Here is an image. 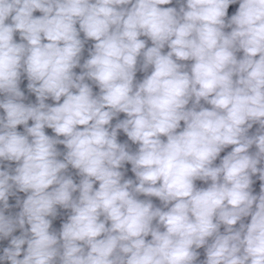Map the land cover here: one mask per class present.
I'll return each instance as SVG.
<instances>
[{
    "label": "clouds",
    "instance_id": "clouds-1",
    "mask_svg": "<svg viewBox=\"0 0 264 264\" xmlns=\"http://www.w3.org/2000/svg\"><path fill=\"white\" fill-rule=\"evenodd\" d=\"M0 264H264V0H0Z\"/></svg>",
    "mask_w": 264,
    "mask_h": 264
},
{
    "label": "water",
    "instance_id": "water-1",
    "mask_svg": "<svg viewBox=\"0 0 264 264\" xmlns=\"http://www.w3.org/2000/svg\"><path fill=\"white\" fill-rule=\"evenodd\" d=\"M237 7H238V4H237V5L230 6V8H229V14L234 13V11H235V9H236ZM34 15L39 16V15H42V13L35 12ZM77 27H78V25H77ZM228 30H230V29H226V31H228ZM81 37L83 38V34H81ZM142 38H143V37H142ZM17 39H18V34H17ZM92 43H93V41H88V42L86 43V45H85V51H84V53L82 54V61H81V62H83V59H86V58L88 57V51H87V50H88L89 48H91ZM149 46H150V42H149ZM167 50H168L167 48L164 49L165 52H166ZM240 55H242V53H238V57H239ZM184 63L191 64L192 62H191V61H187V62H184ZM74 71H76L77 73H79L80 71H82V69L77 68V69H74ZM150 71H151V69H149V73H150ZM144 75H145V73H140V72H138V73H137V80H141V79L143 78ZM26 84H27V80H26V78L22 77V82H21V85H20V86H21V89H22L23 91H25L26 96H27V100H26L25 102H26V103H35V102H36V101H35V96H34V94H30V93L27 92ZM96 92H98V88H96V87L94 86V93H96ZM46 102H48V103H54V102H52L51 100L46 101ZM201 103L203 104L204 102L202 101ZM189 106H190V105H189ZM204 106H205V107H210L209 105H206V104H205ZM120 118H124V114H120ZM31 123H32V122L30 121L29 124H31ZM113 123H115V121H113ZM181 125H182V127H183V122H181ZM22 127H23V126H18L19 129H22ZM257 127H258V125H254L253 129L250 130V131L254 132L255 129H256ZM45 131H46L48 134H52L50 129H46ZM118 139H119L120 141H125L127 138H126L125 135H123V134L121 133V134L118 136ZM129 144H130V148H131V150L134 151V150L137 148L136 145H131V142H129ZM58 148H60L62 151H64L63 146H58ZM230 150H231V146H230L228 149H226L225 152L221 153V157H222L223 155H225L227 151H230ZM254 150H255V149L253 148L251 151H254ZM61 158H62V157H61ZM216 163H219V158H218V160L216 161ZM122 171H125V178H133V179L135 178V177H134V173L131 172V165H130V164H126V165H125V168L122 169ZM68 174L72 175L73 178H74L77 182L79 181V177L76 175V171H75V170H73V169L70 168ZM254 179H255V178H254ZM196 185H197V187H206V186H207V185H206L204 182H202V181H196ZM97 186H98V185H97ZM253 188H254V194H258V193H259V181H257V182L254 184ZM20 195L23 196L24 194H20ZM140 198H141V199H145L146 197L141 196ZM150 199L153 200V202H154V204H155L156 206L163 207V205L159 202L158 198L152 197V198H150ZM18 210H19V209H13L12 211L15 212V211H18ZM69 214H70V211H68V210H60V215H59V217H58L57 219H55L54 222H53V229L56 230V231H59V229H60V227H61V223H62L63 221H66V219H67V215H69ZM249 221H250V217H247V218H245V220H244L245 223H247V222H249ZM221 231H223V228H221ZM17 234H18V233H17ZM148 239H150V237H148ZM199 251H201V253H202L200 259H204V256H203V249H200Z\"/></svg>",
    "mask_w": 264,
    "mask_h": 264
}]
</instances>
